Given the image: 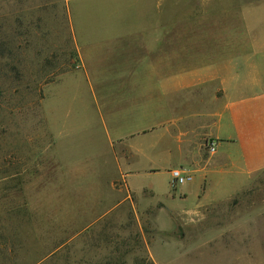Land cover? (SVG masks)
Listing matches in <instances>:
<instances>
[{"label":"crops","instance_id":"0c3cea01","mask_svg":"<svg viewBox=\"0 0 264 264\" xmlns=\"http://www.w3.org/2000/svg\"><path fill=\"white\" fill-rule=\"evenodd\" d=\"M203 8V0H0V28L7 50L14 54L11 59L19 62L13 66L23 68V77L27 69L43 85L39 92L53 86L47 77L76 75L53 87L50 98L56 99L58 92L54 102L64 113L65 85H71L75 96L83 85L91 108L83 118H97L116 162L121 156L134 162L165 142L162 150L174 151L177 144L176 151H189L193 157L171 164L170 172L183 168L192 175L203 172L207 179L209 172L201 167L215 158V174H236L245 180L236 194L197 205L196 210L227 204L264 170V33L250 36L241 22L230 20L238 16L236 10L222 22L216 16L205 18ZM215 28L226 35L217 36ZM50 98L44 96L41 103L49 127ZM76 99L82 108L86 105L83 97ZM194 101L208 110L188 116ZM64 116L70 119V113ZM51 132L60 172L70 176L68 184L63 174L49 173L51 178L45 180L53 186L87 185L95 199L85 218L107 217L112 212L106 207L109 199L93 180L80 183L89 177L63 161L60 139L53 128ZM207 141L216 144L217 152L206 160ZM133 169L126 178L142 172ZM116 184L111 191L124 194L125 188L128 196L115 199L112 207L137 192L128 183ZM101 206L103 211L90 212ZM242 251L256 250L248 245ZM245 257L234 263L264 264L251 254Z\"/></svg>","mask_w":264,"mask_h":264},{"label":"rangeland","instance_id":"374dc122","mask_svg":"<svg viewBox=\"0 0 264 264\" xmlns=\"http://www.w3.org/2000/svg\"><path fill=\"white\" fill-rule=\"evenodd\" d=\"M203 4L205 18L216 16L227 22L236 10L238 16L230 20L241 22L250 36L264 33V0H203ZM220 29L215 28L217 36L226 35ZM0 39H4L3 28ZM13 67L17 73L23 71L19 65ZM24 72L20 82L0 81L4 93H0V264H153L152 260L155 264H233L244 261L247 253L264 260V170L227 204L195 210L197 205L236 194L245 180L236 174H215V158H211L208 166L201 167L209 172L207 179L203 172L189 173L193 179L174 190L169 166L193 157L187 155L189 151H176L177 144L174 151L162 150L165 142L134 162L125 156L116 162L97 118L87 122L83 118L91 110L83 85L79 96L65 85L67 121L54 102L58 92L56 99L50 98L53 87L76 75L47 77L53 86L38 93L36 88L42 90L43 85L27 69ZM44 96L51 100L46 110L60 139L63 161L86 173L89 178L80 183L93 180L100 186L112 211L107 217L85 218L95 199L87 185L75 187L71 182L63 187L56 182L53 186L45 180L51 178L49 173L63 174L68 184L70 175L61 173L57 165L53 133L41 104ZM76 97L85 99L83 108ZM202 107L192 102L188 116L208 110ZM204 156L212 157L208 151ZM133 168L141 174L126 178ZM145 169L154 171L145 173ZM114 181L118 187L128 183L137 191L118 207H112L113 201L128 194L125 188L124 194L113 193ZM103 210L101 206L90 212ZM248 245L256 250L253 254L242 251Z\"/></svg>","mask_w":264,"mask_h":264},{"label":"trees","instance_id":"16d2710c","mask_svg":"<svg viewBox=\"0 0 264 264\" xmlns=\"http://www.w3.org/2000/svg\"><path fill=\"white\" fill-rule=\"evenodd\" d=\"M14 54H12L11 52H9L6 48V44L4 43L3 39H0V78H1V82H8L11 78L12 81L15 82H20L21 79L23 78V76L17 71H15V67H13L14 62L19 63L17 60H12L11 58L13 57ZM14 72H13V70ZM14 74H13V73ZM13 75V76H12ZM38 89V88H36ZM31 91H33L32 89H30ZM6 91V89H5ZM20 92V91H19ZM39 93V91H36ZM0 93H2V91L0 90ZM4 94V93H2Z\"/></svg>","mask_w":264,"mask_h":264},{"label":"built area","instance_id":"2783aa9c","mask_svg":"<svg viewBox=\"0 0 264 264\" xmlns=\"http://www.w3.org/2000/svg\"><path fill=\"white\" fill-rule=\"evenodd\" d=\"M206 146L210 155L213 156L216 154V144L213 141H207ZM170 175L172 177L171 187L174 190H176L179 186L190 182L193 179V177L183 168L171 171Z\"/></svg>","mask_w":264,"mask_h":264}]
</instances>
